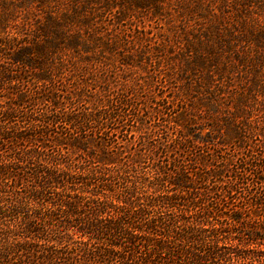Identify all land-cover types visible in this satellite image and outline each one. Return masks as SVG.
Masks as SVG:
<instances>
[{"label":"trees","instance_id":"obj_1","mask_svg":"<svg viewBox=\"0 0 264 264\" xmlns=\"http://www.w3.org/2000/svg\"><path fill=\"white\" fill-rule=\"evenodd\" d=\"M17 9L0 0V264H264V140L251 145L264 137V80L252 78L236 99L214 103L208 94L200 116L207 124L186 117L183 129L188 120L194 127L170 138L147 127L157 146L141 145L129 167L124 151L105 141L132 133L138 109L131 100L111 93L61 105L60 54L91 57L94 41L68 35L52 17L39 33L12 32ZM27 72H34L30 83L22 80ZM194 131L201 148L210 142L217 155L226 147L239 155L243 176L217 184L220 168L199 171V160H210L202 152L190 157ZM144 157L155 165L152 176ZM133 171L142 172L138 179ZM139 185L150 190L143 196ZM178 202L187 207L168 218Z\"/></svg>","mask_w":264,"mask_h":264},{"label":"rangeland","instance_id":"obj_2","mask_svg":"<svg viewBox=\"0 0 264 264\" xmlns=\"http://www.w3.org/2000/svg\"><path fill=\"white\" fill-rule=\"evenodd\" d=\"M11 1L18 7V18L14 22L18 27L12 28V32L24 27L33 35L38 32V26L47 24L52 17L59 19L60 29L68 35L94 41L95 45L88 52L91 57L82 51L77 55L72 50L60 54L65 63L64 69L57 74L61 105L86 104L91 97L111 93L131 100L138 109V121L131 129L130 123L125 125L132 133H112L107 135L108 143L103 136L89 144L96 150L105 141L112 150L122 149L125 154L122 161L129 167L137 151L142 149L141 145L152 148L155 142L157 146V136L147 137L151 130L156 131L158 137L167 135L170 138L179 130L192 129L194 123L188 119L193 116L197 125L207 124L209 121H201L200 116H204L202 110L209 102L206 101L208 94L214 93V103L220 96L228 100L232 95V99H236L249 87L252 78L264 80V65L260 60L264 56V0ZM105 42L109 43L104 45L106 49L100 44ZM210 45L217 49L213 55L211 51L206 50L205 54L204 50H199ZM33 74L24 73L22 80L30 83L35 80ZM43 106L36 112L39 113ZM186 117L188 124L183 129ZM207 128L211 129L205 126L204 133L209 131ZM190 137L197 143L190 157L202 152L210 160L208 163L199 160V171L212 164L220 168L223 176L217 179V184L220 181L231 183L233 174L243 176L240 157L233 155L230 147L223 148L225 150L217 155L215 146L218 145L206 142L208 149L202 147L200 150L202 142L199 144L197 132H191ZM263 140L264 137L254 136L251 145L261 144ZM142 159L143 171L152 176L155 165L149 157ZM131 173L138 179L142 172ZM139 186L143 196L150 190ZM240 199L242 203L247 202L244 195ZM186 207V202H178L167 212V217L173 213L178 215V211Z\"/></svg>","mask_w":264,"mask_h":264}]
</instances>
